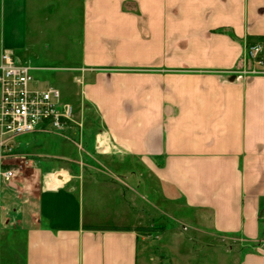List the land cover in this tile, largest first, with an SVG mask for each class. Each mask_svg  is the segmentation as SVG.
<instances>
[{
    "label": "crops",
    "instance_id": "obj_1",
    "mask_svg": "<svg viewBox=\"0 0 264 264\" xmlns=\"http://www.w3.org/2000/svg\"><path fill=\"white\" fill-rule=\"evenodd\" d=\"M257 43L264 0H0V52L34 82L57 72L73 123L97 121L73 143L101 155L64 146L52 159L79 173L57 179L15 139L28 168L0 178V264H208L204 250L218 264H264V251L223 246L262 242L264 51L260 66L245 57ZM138 197L172 223L156 217L149 240Z\"/></svg>",
    "mask_w": 264,
    "mask_h": 264
},
{
    "label": "built area",
    "instance_id": "obj_2",
    "mask_svg": "<svg viewBox=\"0 0 264 264\" xmlns=\"http://www.w3.org/2000/svg\"><path fill=\"white\" fill-rule=\"evenodd\" d=\"M263 51L261 44L248 45L245 57L260 66ZM33 83L32 68L18 63L13 52L3 48L0 52V178L5 182L20 173L19 169L8 166L24 159L15 152L17 137L57 134L73 123L75 108L61 102L59 90L52 86L35 88Z\"/></svg>",
    "mask_w": 264,
    "mask_h": 264
},
{
    "label": "rangeland",
    "instance_id": "obj_3",
    "mask_svg": "<svg viewBox=\"0 0 264 264\" xmlns=\"http://www.w3.org/2000/svg\"><path fill=\"white\" fill-rule=\"evenodd\" d=\"M33 64V63H31ZM36 64V63H35ZM39 66H50L49 62L46 61H42L40 63H37ZM55 73H57L56 71H48L45 74V76L47 77L48 81H39V82H34L32 84L33 87L35 88H40V89H44L48 86H52L55 87L56 85H54L55 82H50L49 79L53 80V75H55ZM40 74V73H39ZM48 84V85H47ZM53 84V85H52ZM74 107V106H73ZM75 108V107H74ZM74 116L76 117V115L74 114ZM88 118V119H87ZM89 120V121H87ZM87 121V122H86ZM88 125L90 128H92V130H96L97 129V121L94 119L93 116H91L90 114L84 117V122H83V126H79L78 124L75 123H71L70 127L64 131H62L61 133H57V134H53V135H49V136H39V135H25L22 136L23 138L21 140H23L24 142L30 140L31 144H32V149L35 150L34 151H30V153H28V157L25 156L26 158H31L32 160H35L36 158L39 159V161H41V168H42V172H47L50 169L53 171L50 173L51 175H56L57 179L60 177H64L65 173H66V168H70L72 170V167L70 166L71 163L68 162V160H62V159H52V155L51 154H59L64 146H73L75 149V153L78 152V155H80L81 157H84L85 159H99V154L96 153V150H90L89 148L86 147V143L88 144L89 141H87L83 146L84 152H79L78 149L75 146V142L79 143L80 140H78V134L80 135V132H82V129L85 131V133L87 132L85 130V125ZM75 131L77 133V135L74 134L73 131ZM73 132V133H72ZM86 135V134H85ZM74 142V143H73ZM90 143V142H89ZM17 145V143H16ZM15 145V147H16ZM89 145V144H88ZM17 148V147H16ZM23 149V148H22ZM23 151V150H21ZM75 153L71 154L70 157H74ZM27 155V154H26ZM63 155H65V153H63ZM71 159V158H70ZM24 159H19L18 161L15 160L13 161V163H11L9 166L13 169H19L20 168L22 171V173L26 174L27 173V168L28 166L26 164H24ZM92 163V162H89ZM96 168H101V166L97 163H94ZM34 166V163H33ZM31 166V167H33ZM50 170V171H51ZM79 172L76 170H72V174H78ZM110 174L113 175V172L110 171ZM127 184V183H126ZM123 191H126L127 188H125L123 186ZM137 195L141 196L140 190L137 189ZM139 199V206H138V215L140 217H143L142 223H141V227H138L139 232L141 234L142 237L146 238V240L151 239L152 237V233L156 232V230H159L160 228H152L149 227L148 225H150L153 221H155V218H157L156 221L158 220H163L164 222H166V225H171V221H169L166 217H164L162 214L157 215L158 213H155L153 210L146 212L145 209L147 207L146 201H144V199H141L140 197H138ZM145 203H143V202ZM143 204H140V203ZM143 206V208H141ZM151 208V204L148 205ZM157 212V211H156ZM145 225V226H144ZM183 228V227H181ZM180 228V229H181ZM264 228V226H263ZM261 239L262 242L258 241V242H248V241H244L243 239L240 238H235V239H229V240H225L226 242L223 243L224 248H230L232 251H238L239 253H241L242 255L244 254H258V253H263L264 251V229L263 231H261ZM207 250L201 251L202 254V258L203 257H207L208 260V264H218V261L211 256L210 254H206ZM204 260V258H203ZM166 264V263H165ZM167 264H170L169 261H167ZM229 264V263H227Z\"/></svg>",
    "mask_w": 264,
    "mask_h": 264
},
{
    "label": "trees",
    "instance_id": "obj_4",
    "mask_svg": "<svg viewBox=\"0 0 264 264\" xmlns=\"http://www.w3.org/2000/svg\"><path fill=\"white\" fill-rule=\"evenodd\" d=\"M85 229H89V230H113L115 228H111V227H85Z\"/></svg>",
    "mask_w": 264,
    "mask_h": 264
}]
</instances>
